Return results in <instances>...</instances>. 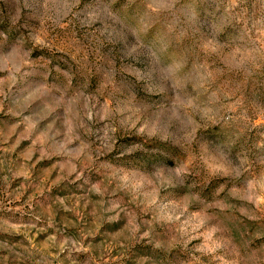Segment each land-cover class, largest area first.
Wrapping results in <instances>:
<instances>
[{"label": "rangeland", "instance_id": "1", "mask_svg": "<svg viewBox=\"0 0 264 264\" xmlns=\"http://www.w3.org/2000/svg\"><path fill=\"white\" fill-rule=\"evenodd\" d=\"M0 264H264V0H0Z\"/></svg>", "mask_w": 264, "mask_h": 264}]
</instances>
